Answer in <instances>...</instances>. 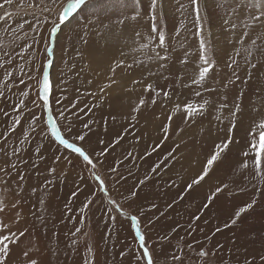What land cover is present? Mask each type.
Returning a JSON list of instances; mask_svg holds the SVG:
<instances>
[{
  "label": "rangeland",
  "instance_id": "obj_1",
  "mask_svg": "<svg viewBox=\"0 0 264 264\" xmlns=\"http://www.w3.org/2000/svg\"><path fill=\"white\" fill-rule=\"evenodd\" d=\"M111 2L113 7L102 16L85 8L59 25L61 0H12L10 4L0 0L4 17L0 20V225H8L7 230L0 227V232L18 237L5 264L31 260L37 264H146L133 217L154 264H216V255L204 242H215L219 234L240 244L244 252L239 251L240 264H264V182L254 177L252 157L243 155L252 128L237 127L242 118L250 122L264 118V23L252 19L260 14L253 7L256 0H199L200 25L206 32L213 70L201 84L192 83L198 72L177 82L161 73L153 82L143 80L144 90L136 95L139 107L157 114L155 124L173 125V136L178 138L187 127L182 117L172 120L169 115L177 106L184 112L186 104L208 101L189 121L183 118L191 130H199L185 151L189 158L199 155L204 168L215 145L229 135L224 126L235 124L233 142L210 168L209 180L217 186L199 207L191 195L201 196L200 186L187 189L174 183L180 179V168L172 165L176 153L167 150L173 137L155 143L136 126L123 125L113 117L109 125V103L97 101L106 94L119 105L127 104V92L139 85L133 72L108 77L102 86L95 78L120 59L118 46L133 36L136 26L145 34L143 42L149 36L159 43L158 33L152 31L151 0H122V6ZM222 6L226 12L235 11L236 29L224 23L225 12L218 10ZM193 13L191 0H158L155 10L157 30L171 46L176 39L190 40L189 47L181 48L190 64L200 55V37L191 29ZM122 18H126L124 24L113 23ZM104 24L109 28L98 35ZM105 32L108 39L102 38ZM111 40L116 41L113 47ZM217 48L230 54H218ZM157 53L150 56L165 67ZM45 71L50 85L48 109L38 95ZM147 85L151 88L145 91ZM237 105L238 111L246 110L239 118L232 116ZM132 108L137 111V104ZM49 115L64 138L86 151L94 168L55 140ZM80 135L84 140L76 139ZM224 185L209 203L208 197ZM253 199V208L233 225L235 211ZM209 214L216 219L217 229L203 240ZM224 246L222 254L230 245ZM201 250L205 257L198 255ZM232 256L231 252L222 255L220 263Z\"/></svg>",
  "mask_w": 264,
  "mask_h": 264
},
{
  "label": "bare ground",
  "instance_id": "obj_2",
  "mask_svg": "<svg viewBox=\"0 0 264 264\" xmlns=\"http://www.w3.org/2000/svg\"><path fill=\"white\" fill-rule=\"evenodd\" d=\"M222 9H223V12H225L224 16L227 18V20L230 18H232V20H233L228 25H231V23H234V21L236 19L235 11L231 10L229 12V10H228L226 12L224 9V6H222L218 10H222ZM200 17H201V15H200ZM192 18H193L194 24H193L191 29L197 30V27L195 24V13H193ZM240 31H242V30H240ZM137 33L139 35H137ZM202 36L206 42L207 54H210V51L207 48L206 32H204L203 28H202ZM234 36H236V35H234ZM144 38H145V34L142 32V30L139 29L138 26H136L135 29L133 30V36L132 37L128 36V39L126 41L121 42V45L124 48L118 46V48L121 49L118 51L119 55H120V59L116 60L115 64L112 65L111 67L109 65L106 66V68L99 75L95 76L98 85L102 86L104 80H106V79L108 80V77H114V75L116 77L118 74H121L120 72H122V73L133 72L136 75L135 76L136 79L139 80V85H135L132 90L127 92V94H126L127 97H124L127 100V104L119 105L112 97L108 98L110 95H106V94L101 95V97L98 98L97 101H100L101 104H103L105 102L109 103V112H106V118L109 121V125H113L111 123V117H113L117 120L122 121L123 125L130 124V125L136 126V130L138 132L144 133L146 136L150 135L149 141L155 142V143H160L166 138L173 137V140L168 145L167 150L170 151L171 153H173V152L176 153L178 158L171 159L173 161L172 165L180 168V172H179L180 179L178 182H174V183H176V186L182 185V186H184V188L189 189L188 185L191 184L194 179H196L198 176H200L203 173L202 169L204 168L203 167L204 164L201 163L202 158L199 155L196 154V155H193L189 158L186 151H185L186 143L190 142L191 139L194 138V136H197L199 130L197 128L196 129L198 131H194L193 129L191 130V128H189V126H188L189 123L185 124L183 122V118L187 119V121H189V118L187 117V113L185 111L181 112V110L178 108V109L174 110L169 115V117H171V119L172 118L178 119L179 117H182V125H186L187 130L179 138L174 137L173 136V130H172V127H174V126L168 125L167 131H165L166 126L165 127L157 126L155 124V122L157 120V114H155V113L148 114L144 111L145 108L142 109L141 107H139L140 106L138 104L139 98L136 97V95L142 94V91L144 90L143 84L145 81L143 82V80L150 79L153 82L154 80L159 79L161 73H163V77H166L167 76L166 74H168L169 77H171L170 80L176 81V82L181 78H186V79L192 78V76H190V75H194L195 72L199 71L200 61L198 58V60L194 64H190V60L181 51L182 47H189V45H190L189 39H187V40L176 39L173 42L175 45H172V46L168 43V41L165 40V46L160 47L159 43H156L155 41H153L152 37H149V36L147 37V43L143 42ZM157 39L159 41V37ZM115 42L116 41L111 40L112 47L114 46ZM249 45L254 46V45H252V43H250ZM255 46H257V45H255ZM194 47H196V44L194 45ZM217 51H218V54H222L223 56H225V55L228 56L230 54V52L226 53L225 51L223 53H221V52H219V49ZM151 52H158V53H160V56L166 57V59L162 60V62L166 66L161 67L158 64V62L152 56H150ZM161 53H163V54H161ZM173 56H175L176 60L174 59ZM91 58H92V54H91ZM121 61L123 62L122 64L120 63ZM89 64H90V61H89ZM238 72H239V69L235 73H238ZM235 76L237 78H239V75H235ZM149 83H150V81H149ZM153 84H155V83H153ZM258 85H259V83L257 84V86ZM103 90H105V89H103ZM133 103L137 104V111L133 110V108H132ZM97 105H99V104L97 103ZM247 105L248 104H245V106H247ZM103 106L106 109V105L104 104ZM244 108H246V107H244ZM244 112H246V110ZM244 112L242 113L241 111H237L235 117L239 118V117L243 116ZM128 116H130L132 119H128ZM261 120H264V118L259 117L257 119H251V122H250V120H247V118H242V121L240 124L241 126H237V127H240V129H241V127L246 128L249 126L253 129L252 125L254 126L255 124H258ZM230 121H227V122L230 123ZM231 123L233 124V122H231ZM232 124H228V125L224 126L225 127L224 129H227V131H228V128L231 127ZM220 131L221 130L218 128L217 132L219 133ZM177 173H178V171H177ZM191 173H193V176H190ZM210 175H211V172L209 170V174L205 177V179L200 184L193 185V186H200L203 189V192H201V196L196 197L194 194L191 195V201L197 207L200 206L201 202L206 201V195L209 193L210 190L214 189L217 186L214 180H209ZM213 208H215L214 204H213ZM24 212H25V210H24ZM207 219H208L207 235H205L203 237V240L206 237L207 238L212 237V232L215 229H217V225L215 222L216 219L214 218V216L209 214L207 216ZM176 237H177V240H179V233ZM189 238H192V237H189ZM198 238L199 237H196L194 239H198ZM224 240L226 241L225 243H224ZM214 241L215 242L207 241L204 243L206 244L208 249L216 255V258H217L216 264H221L220 261H222V255L225 257L227 255V253H229V252H231L233 254V256L231 257V259L228 258L227 262L223 263V264H230V263L231 264H240L239 251L242 253H244V252L242 251L240 244L236 240H234L232 243L230 241L229 236H226V235L222 236L219 234V235L215 236ZM229 242H231L232 245L229 244ZM226 244H227V246H229V245L230 246H229V248H227V251L222 254V252H223L222 247ZM224 247L225 248L223 250L225 251L226 246H224ZM41 251H42V249H41ZM18 262H20V261H18Z\"/></svg>",
  "mask_w": 264,
  "mask_h": 264
},
{
  "label": "snow or ice",
  "instance_id": "obj_3",
  "mask_svg": "<svg viewBox=\"0 0 264 264\" xmlns=\"http://www.w3.org/2000/svg\"><path fill=\"white\" fill-rule=\"evenodd\" d=\"M6 3H12V0H5ZM117 4H120L122 6V0H116ZM158 0H151V12H152V20H153V27L152 31L154 33H158L159 36V46L164 47L165 46V35L162 31L158 32L155 20V10L157 8ZM191 4L193 6V12L195 13V24L197 27V31L195 33L196 36L200 37L199 41V71L198 76L192 80L193 84H201L208 76L209 72L213 70L214 64L211 61V59L207 55V49H206V42L205 39L202 36V28L200 26V7H199V0H191ZM62 10L59 13V25L64 24L66 21L69 20V18L74 17L76 14H78L80 11H82L85 8H90L93 10L94 14L99 13V15H104L107 11H110L113 7V4L111 0H61ZM220 6V5H218ZM2 7V5H0ZM184 6L181 5V8ZM237 7H247V5H237ZM253 7L258 8L260 10L259 15H253L252 19L258 23H264V3L261 2V0H256V3L253 5ZM4 17L0 16V20H3ZM126 18L117 19L113 21L115 24L122 25L125 23ZM135 19V17H133ZM97 23H99V16L97 17ZM224 23L230 24L229 20H225ZM57 25V27H59ZM231 27L235 29L237 25L235 23H231ZM109 28L108 24H104L102 26V29L97 30V34L99 35L102 30H107ZM56 29H53V32H55ZM247 34V33H245ZM137 35H139L137 33ZM103 39L109 38V33L105 32V35L102 37ZM158 59H166L164 56H160L159 53H157ZM247 62V61H246ZM123 63L122 61L120 62ZM236 61L232 60V64H235ZM232 64L229 65V67L232 66ZM250 67H256L255 64L250 65ZM40 83V89H39V97L43 101V107L45 109H48L49 107V77L47 74V71L44 72L43 79L39 82ZM151 88V85L147 86L145 91H148ZM201 93L198 91L196 92V95L199 96ZM167 96V93H165ZM208 101H204V104L200 105H192V104H186L183 106V110L187 113V117L190 118L194 116L195 114L199 113L203 108L204 105L207 104ZM140 104L143 105L144 101L141 100ZM179 108V106H177ZM136 109H134L135 111ZM239 110V106L237 105V111ZM236 115L235 112L232 113V116L234 117ZM61 116L63 117V113H61ZM171 119V117H169ZM48 124L51 128V134L55 138L56 141L59 142L60 145H63L65 149L70 150L72 153H75L79 157L83 159V161L88 164L92 165V167H95V164L93 163L90 156L86 153V151L82 147H78L74 142H69L68 139L64 138L61 135L60 130L57 127V124L53 122L52 115L48 116ZM87 127V125H85ZM235 127V124L233 123L231 127L228 128V137L226 140L222 141L221 143H218L215 145V151L210 156V158L207 160V164L203 170V173L198 176L196 179L192 181L191 184L188 185V188L191 189L193 185L201 183L205 177L209 174L210 168L213 166V164L218 161L221 157V155L226 152L230 146V144L233 142L232 138V132ZM71 128L69 127V131ZM165 131H167V126L165 127ZM250 137V144L247 151L243 153L245 157H252L251 160V166L254 171V177L258 178L259 181L264 182V120H261L258 124H255L253 126L252 131L249 133ZM76 139L84 140V136L80 135L76 137ZM249 165V162L245 160L243 167L247 168ZM103 186V185H101ZM227 187L226 185L222 187H217L215 189V192L208 197V202L211 203L214 199L215 195L217 193L222 192L223 188ZM256 203L255 199H253L251 202L247 203L244 206H241L238 208V210L235 211L234 217L231 220V223L234 225L237 223L239 218L242 214L247 213L251 208H253L254 204ZM208 207V204L205 205V208ZM2 210V209H0ZM133 223L132 227L135 229V236L139 239L140 247L142 248V254L141 258L146 260V264H154L152 255L150 254L149 247L147 246L145 242V237L142 235L139 226L136 223V217L132 218ZM4 230L8 229V225H0ZM219 230V229H218ZM79 231V229H77ZM20 237L24 235L23 232L18 234ZM18 242V237L16 233H10V234H4V232H0V264H5L6 258L10 254V245L15 244ZM191 247V246H189ZM91 249H89L90 251ZM25 256L28 255L27 252L24 253ZM200 257H205L207 253L204 250H201L198 254ZM173 259L179 260L181 259L180 256H174ZM28 264H37V261L31 260L28 262Z\"/></svg>",
  "mask_w": 264,
  "mask_h": 264
}]
</instances>
